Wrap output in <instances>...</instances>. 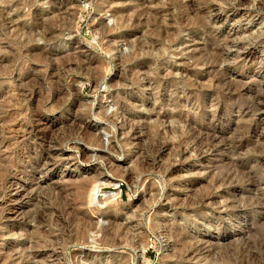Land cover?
I'll return each instance as SVG.
<instances>
[{"label":"rangeland","instance_id":"374dc122","mask_svg":"<svg viewBox=\"0 0 264 264\" xmlns=\"http://www.w3.org/2000/svg\"><path fill=\"white\" fill-rule=\"evenodd\" d=\"M236 2L0 0V162L56 163L27 168L25 221L0 203V264H264V62L240 56L264 58V19ZM74 202L87 236L35 246L36 210Z\"/></svg>","mask_w":264,"mask_h":264},{"label":"bare ground","instance_id":"6f19581e","mask_svg":"<svg viewBox=\"0 0 264 264\" xmlns=\"http://www.w3.org/2000/svg\"><path fill=\"white\" fill-rule=\"evenodd\" d=\"M256 2V3H255ZM232 3V2H231ZM156 4V3H155ZM236 5L237 6H243V5H248L249 7H250V5L251 6H253V8L252 9H249V12H250V16L251 17H258V16H260V19L261 18H263L264 19V0H238V2H236ZM263 12V13H262ZM155 13V12H154ZM154 15V18L156 19V16H157V14H153ZM159 16V15H158ZM161 17V16H160ZM153 18V17H152ZM161 19V18H160ZM149 24V23H148ZM149 30V29H148ZM250 31V30H249ZM152 33V32H151ZM253 33L254 32H249V34L248 35H250V37L251 36H253ZM165 35V34H164ZM255 36V35H254ZM166 37V36H165ZM255 38V37H254ZM257 40H258V42H253L255 45H258V44H262V45H264V33L263 32H258V35H257ZM152 43V42H151ZM248 43V42H247ZM252 49V48H251ZM250 50V49H249ZM42 51V50H41ZM50 51V50H49ZM246 51V50H245ZM20 52V51H19ZM23 52V51H22ZM28 52V51H27ZM26 52V53H27ZM35 52V51H34ZM76 52V51H75ZM225 52V51H224ZM37 54H39L38 52H36ZM47 53V52H46ZM77 53V52H76ZM76 53H74V56H75V54ZM131 53V52H130ZM36 54V55H37ZM43 54V53H42ZM58 54V53H57ZM72 54V53H71ZM27 55H28V53H27ZM45 55V54H44ZM47 55V54H46ZM46 55H45V57H46ZM51 55V54H50ZM256 55V54H255ZM255 55H253L252 54V52H250V51H246V52H244V54H241L240 56L242 57V58H244V60H246V61H251L253 64H258V63H263L264 62V58H260V60H258L257 58H256V56ZM38 56V55H37ZM69 56V55H68ZM68 56H66V57H68ZM73 56V55H72ZM73 56V57H74ZM76 56H78V55H76ZM75 56V57H76ZM239 56V57H240ZM33 57V56H32ZM49 57V56H48ZM47 57V58H48ZM53 57V56H52ZM70 57V56H69ZM80 57V56H79ZM59 58H62V57H59ZM65 58V57H64ZM64 58L63 59H60V60H64ZM46 59V58H45ZM71 59H72V57H71ZM241 59V58H240ZM39 60V59H38ZM52 60V59H51ZM75 60V59H74ZM73 59H72V61L73 62H75ZM41 61V60H40ZM44 61V60H43ZM68 61H70V60H68ZM77 61H79L78 59H77ZM235 61H238V59L237 60H235ZM63 63H65V61H63ZM67 63V62H66ZM80 63V62H79ZM236 63V62H235ZM247 63V62H246ZM81 64V63H80ZM264 65V64H263ZM253 66V65H252ZM21 67V66H20ZM89 67V66H88ZM256 67V66H255ZM108 69V68H107ZM244 70V69H243ZM23 75H25V74H23ZM22 75V76H23ZM20 76V75H19ZM26 76V75H25ZM29 76V75H28ZM96 76V75H95ZM27 77V76H26ZM31 79V78H30ZM257 79V78H256ZM262 78H260V80H258L257 82H259L258 83V85L260 86V84L262 83ZM20 81V80H19ZM28 81V80H27ZM31 81V80H30ZM29 81V82H30ZM63 81V80H62ZM22 82V81H21ZM25 82V81H24ZM35 82V81H34ZM60 82V81H59ZM28 83V82H27ZM21 84H24V83H21ZM21 84H18V85H20L21 86ZM226 84H227V86H229V82L227 81L226 82ZM232 84V83H231ZM25 85V84H24ZM27 85V84H26ZM11 86V85H10ZM9 86V87H10ZM19 86V87H20ZM31 86H33V85H31ZM231 86V85H230ZM23 88H24V86H22ZM29 87V86H28ZM234 87V86H233ZM232 87V88H233ZM11 88H13V86L11 87ZM21 88V87H20ZM225 88V87H224ZM239 88V87H238ZM246 88V87H245ZM15 89V88H14ZM14 89H13V93H15L14 92ZM32 89V88H31ZM249 89V88H248ZM21 91H22V89H21ZM21 91H19V92H21ZM248 91V90H247ZM31 92V91H30ZM33 93V92H32ZM226 93V92H225ZM243 93V92H242ZM255 93V92H254ZM28 94V93H27ZM27 94H25V95H27ZM256 94H258V95H255V97L252 99V97H251V105L250 106H248L247 105V107L245 108V111H247V113H254V112H264V91L263 90H260V93H259V91H258V93H256ZM33 95V94H32ZM13 96V95H12ZM12 96H11V98H12ZM16 95H14V97H15ZM252 96V95H251ZM18 97H20V96H18ZM17 97V98H18ZM22 97V99L24 98L23 96H21ZM26 97V96H25ZM28 97H30V96H28ZM248 97V96H247ZM31 98V97H30ZM232 98V97H231ZM25 100H26V98H24ZM16 100V99H15ZM28 101V100H27ZM232 101V100H231ZM231 101H229V102H231ZM19 102H20V100H19ZM22 102V101H21ZM12 103V102H11ZM41 103V102H40ZM10 104V103H9ZM16 104V103H15ZM234 104V103H233ZM21 106V107H20ZM20 106H18L19 108H22V104L20 105ZM33 106V105H32ZM241 106V105H240ZM244 107V106H243ZM27 108H28V106H27ZM26 109V108H25ZM232 109V108H231ZM19 110V109H18ZM21 110V109H20ZM35 111V110H34ZM33 111V112H34ZM21 113H22V111H20ZM19 112V113H20ZM24 112V111H23ZM28 112V110L25 112V113H27ZM36 112V114H37V111H35ZM21 113H20V115H21ZM35 114V115H36ZM24 114H22L21 116H23ZM26 115V114H25ZM32 115H34V114H32ZM42 115V114H41ZM252 115V114H251ZM31 116V115H30ZM24 117V116H23ZM25 117H27V116H25ZM22 118V117H21ZM247 118V117H246ZM252 118V117H251ZM5 119V118H4ZM18 119V118H17ZM253 119V118H252ZM8 120V119H7ZM25 120V119H24ZM43 119H41L40 118V116H39V118H37V119H33L32 120V122H31V124H30V126H29V131H30V133H35L34 135H38V134H40V133H43V132H46L47 131V129L50 127V125L48 126V123H46V122H43L42 121ZM6 121V120H5ZM22 121V120H21ZM29 121V120H28ZM72 124H71V126L72 125H74V126H76V124H77V117L75 116V117H71L70 118V120H69ZM6 122H8V121H6ZM17 122V121H16ZM20 122V121H19ZM10 123V122H9ZM25 123V122H24ZM250 123V122H249ZM21 124H22V122H21ZM26 124V123H25ZM28 124V123H27ZM190 125H191V123H189ZM250 125H252V124H250ZM259 125V124H258ZM11 126V125H10ZM71 126H69V127H71ZM22 127V126H21ZM28 128V127H27ZM73 128V127H72ZM26 129V128H25ZM85 129L88 131L89 130V126H87V125H85ZM235 129V128H234ZM249 129V128H248ZM26 131V130H25ZM9 132V131H8ZM243 133H246V132H243ZM77 134V133H76ZM13 135V134H12ZM236 136V135H235ZM244 137V135H238V136H236V140L234 139V140H232L231 142H230V144L232 143V144H234L235 145V143H238V148H240V149H242V147H244V146H248V145H251V143H253L254 142V140H252V138L251 137H246V138H243ZM192 139V138H191ZM237 139H239V140H237ZM228 141V140H227ZM226 141V142H227ZM225 142V143H226ZM257 143H258V141H256ZM262 142V141H261ZM42 143V142H41ZM254 144H256V143H254ZM259 144H260V141H259ZM226 145H229L228 143H226ZM258 145V144H257ZM9 146V145H8ZM261 146V145H260ZM254 147V146H253ZM259 147V146H258ZM258 147L257 148H253V149H258ZM233 148H235L236 150H238V148H236V146H233ZM234 150V149H233ZM46 151V150H45ZM263 151V150H262ZM43 154V153H42ZM12 155V154H11ZM10 155V156H11ZM37 155V154H36ZM18 156H20V155H18ZM28 156V155H27ZM30 156V155H29ZM6 157V156H5ZM27 158H29V159H21L22 161H16V162H14V158H12V156H11V159L9 160V161H11V165L9 166V165H7L8 164V158H6L5 160H3V164H2V167L0 168V170H1V172H0V174H1V182H0V203H1V205H2V212H1V215H2V218H4V219H6V220H8V221H12V222H14V223H19L20 221H25L26 220V218H27V216L25 215V214H22L21 213V209H20V207L18 206V203L22 200V198H25V197H28L29 196V193H30V190H29V188H28V182L30 181V177H28L27 175H28V171H27V168L30 166V165H32V164H36V163H38V164H40V165H43V167H46V166H48V165H56V163H52V162H49V161H47V159L46 160H44L43 158H41L40 157V155L38 154V157H36V156H30V157H27ZM261 159H264V155H262V157H261ZM55 161V160H54ZM245 161V160H244ZM244 161L242 162L243 163V165H244V168H242L243 169V172H244V174H245V172H246V170H245V163H244ZM20 162V163H19ZM233 162V161H232ZM247 162H249V160L247 159ZM233 164V163H232ZM13 165V166H12ZM235 165V164H234ZM238 167V166H237ZM47 168V167H46ZM248 173H250L251 175H248V176H251V178L253 179V180H255V179H261L262 177H264V175H263V171L262 170H255V171H252V172H248ZM247 174V173H246ZM227 177V175H225L224 174V177ZM255 177V178H254ZM19 178H21V180H18ZM219 178V177H218ZM231 178V177H230ZM248 178V177H247ZM250 178V177H249ZM23 179H25V182H23ZM218 180V179H217ZM223 179H221L220 181H222ZM224 180H225V178H224ZM256 181V180H255ZM255 181L253 182V183H255ZM91 182V181H90ZM251 182V181H250ZM251 182V183H252ZM92 183V182H91ZM252 183V184H253ZM211 185V184H210ZM254 185V184H253ZM258 185V184H257ZM247 190V189H246ZM59 191V190H58ZM248 191V190H247ZM60 196V195H59ZM117 197V196H119V192H112L111 193V195H109V197ZM49 197V196H48ZM63 198V197H62ZM64 203V202H63ZM52 204H54V203H52ZM56 204V203H55ZM59 205V204H58ZM67 206H65V207H62L61 208V210H60V212L58 211V215H56L55 217H53V215H52V213H51V215L49 214L48 215V211H51V212H54L53 210V208H51V209H42V210H39V209H37L36 210V214H35V217L33 216V218H35L34 220H36V222H37V225H38V227L40 228V226L41 225H46V226H49L50 227V229L48 230V231H45V229L44 230H40V229H38V231L36 232V235H35V238L38 240V241H36V242H34L35 244V246H42L43 245V243L42 242H44L45 243V239L47 238H49L50 239V241H49V243H50V247L52 246V247H54V246H56L58 243L60 244V246H64L65 244H67V239H65L64 238V236L65 235H68V234H71V235H69V238L71 239V238H73L74 236V238L75 239H77V240H79V238L81 237V239H82V237L83 238H85L87 235V230L88 231H90V229L91 228H88L83 222V218H84V211L83 210H80V208H78L77 206H78V203H76V202H74L73 204L72 203H68V204H66ZM56 207V206H55ZM57 209H60V208H58L57 207ZM56 211V210H55ZM27 212V211H26ZM55 213V212H54ZM33 214V215H34ZM32 215V214H31ZM30 215V216H31ZM67 216V218H66V216ZM31 218V217H30ZM85 227L86 228H88L87 230H85ZM90 227V226H89ZM73 228V229H72ZM56 231H58V232H60L59 234H57V236H55V235H53V233H55ZM114 233H117V232H115V231H113ZM106 233V234H108V236H106L105 237V241H109V237L111 236V240H110V242L109 243H117L119 240L116 238V235L114 234V233ZM12 233V232H11ZM57 233V232H56ZM180 233V232H179ZM73 234V235H72ZM181 234V233H180ZM4 235V234H3ZM30 235V234H29ZM32 236V235H31ZM30 236V237H31ZM32 238V237H31ZM34 238V237H33ZM44 239V240H43ZM31 240V239H30ZM185 240V239H184ZM47 242L46 243H48V240H46ZM187 241V240H186ZM182 242H183V239H182ZM189 242V241H188ZM48 243V244H49ZM22 244V243H21ZM20 245V243H17L16 244V246H19ZM24 245V244H23ZM185 245V244H184ZM196 245V244H195ZM217 245V244H216ZM2 246V245H1ZM34 246V247H35ZM45 246V245H44ZM23 247V246H22ZM51 247V248H52ZM16 248V247H15ZM180 248V247H179ZM189 249V251H191V253H194L196 250H197V248L196 247H188ZM17 249H19V247L17 248ZM15 250V249H14ZM181 250V249H180ZM185 251V250H184ZM23 252V251H22ZM55 253V252H54ZM53 253V254H54ZM235 257V256H234ZM225 259H224V263H225ZM241 263V262H240Z\"/></svg>","mask_w":264,"mask_h":264}]
</instances>
